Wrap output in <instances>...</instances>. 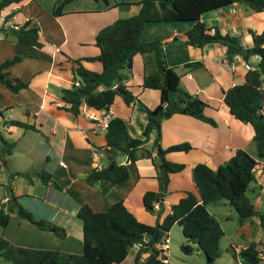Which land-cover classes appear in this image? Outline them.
<instances>
[{
  "label": "crops",
  "instance_id": "1",
  "mask_svg": "<svg viewBox=\"0 0 264 264\" xmlns=\"http://www.w3.org/2000/svg\"><path fill=\"white\" fill-rule=\"evenodd\" d=\"M141 1L91 0L93 3L90 6L69 9L71 3L60 17H54L51 13L58 0H26L10 6L0 14V28L21 27L27 22H31V27H39L42 44L41 48L20 45L14 36L0 32V65L17 55L22 56V61L12 66L9 72L12 77L29 83V87L19 94H13L5 85L0 84V109L4 111L0 117V133L5 141L15 144L12 154H2L3 160L0 161L1 205L8 210L10 205L20 204L36 220H47L64 228L68 234L67 238L61 239L55 230L42 231L14 214L6 229L0 226V237L11 244L41 250L55 249L71 254L82 253L83 223L78 218V212L84 205H89L95 212H104L116 202L123 201L140 221L147 223L146 216L150 213L144 208L143 196L148 191H158L160 187L157 168L161 160L153 146L156 133H152L150 141L138 151L136 164L129 162L126 156L123 159V155L118 156V163L127 164L130 169V180L126 184L104 195L100 186L89 185L86 179L94 169H102L109 164L103 152L107 144V131L97 119L110 112L113 118L120 117L127 122L132 137L142 138L148 116L141 102L150 109L157 108L161 103L160 91L143 88L146 57H135L133 76L127 83L140 101L132 107L117 97L109 111L97 112L84 106L82 114L75 118L65 109L69 105L62 100L61 95L62 89L72 88L79 83L74 73L77 66L75 60L100 55V49L95 45L97 33L120 18L138 14ZM128 4H134L137 12L124 16L122 8ZM12 14L13 17L6 22V18ZM201 20L208 28H217L224 35L241 37L247 48L253 45L251 32L261 34L264 31V11L248 13L241 5L209 12ZM194 24L148 23L141 36L144 42H164L167 64L178 69L182 89L204 101L208 105L204 110L205 115L217 123L213 126L182 114H176L163 122V149L180 144L191 146L188 152L166 154L168 162L185 165L182 172L170 174L165 199L167 212L186 193L198 195L192 179L196 165L206 164L212 170H217L229 162L238 150H244L257 159L253 127L230 114L224 102V94L232 87L244 83L249 71L246 64L251 68L258 66L260 58L254 57L246 63L240 57L235 69H229L226 65L225 46L217 44L196 48L185 43L186 33ZM196 62L203 63L205 70L192 73L182 70L184 65ZM82 64L90 71H103L99 61L83 60ZM155 71V66L151 64L148 74ZM14 121L33 125L36 129L26 130L13 126ZM4 147L5 143L2 142L0 150ZM257 167L260 182H256L254 188L257 189L252 194L256 198V209L259 210L264 203V160ZM41 171L49 173L63 190L55 188L53 184L45 185L37 176ZM18 173L30 175L32 182L17 176ZM7 187L12 188L15 199ZM222 205L227 206V203ZM210 214L221 224L216 214ZM250 228V224L243 225L238 231L240 237L246 240L253 233L248 230ZM137 251L136 248L133 250L135 255ZM148 255L144 254L143 259Z\"/></svg>",
  "mask_w": 264,
  "mask_h": 264
},
{
  "label": "trees",
  "instance_id": "2",
  "mask_svg": "<svg viewBox=\"0 0 264 264\" xmlns=\"http://www.w3.org/2000/svg\"><path fill=\"white\" fill-rule=\"evenodd\" d=\"M26 0H1L0 14L12 5ZM77 0H58L56 8L51 13L60 17L64 9ZM106 1V0H105ZM138 14L116 20L112 25L101 29L95 38V45L100 49L96 58L75 60V78L79 86L62 89V100L69 105L65 107L73 117H79L84 106L97 112H107L114 105L117 97H121L128 107H132L139 97L136 96L127 83L132 79L135 57H146L143 88L160 91L161 103L155 109L147 108L148 123L142 138L130 135L127 122L115 117L111 120L107 132V144L103 149L109 164L102 169H94L86 179L89 185H98L104 195L115 187L126 184L130 180V169L127 164L118 163V156L123 155L128 161L136 164L138 151L156 133L153 143L154 150L161 160L157 168V179L160 182L158 191H148L143 196L145 210L157 216L154 226L140 221L130 211L123 201L116 202L104 212H95L89 205H84L78 212V218L83 223V251L80 254H66L54 250H41L15 246L0 237V259L9 264H121L137 247L133 264H164L162 258L168 256L159 251L156 246L162 244L165 235L169 234L175 225H179L188 244L181 246L186 255H192L203 249L214 262L223 256L221 241L225 232L220 222L208 211L209 205L227 203L238 214L240 225L247 220L258 217L264 235V212L257 210L249 193L256 191V178L253 170L264 160V31L261 34L251 32L252 47H245L241 37L222 34L217 28H208L202 22V16L233 5H241L248 13L264 11V0H142ZM12 15L6 18L8 22ZM162 22H194V26L186 33L187 45L204 48L210 45H223L227 48L226 61L232 63L239 55L246 62L254 57L260 58L258 66L252 67L245 75V81L225 92L224 102L230 114L244 124L253 127L255 135L253 142L257 149V159L246 151L238 150L236 155L217 170H212L206 164H198L193 168L192 179L198 195L188 192L177 204L167 212L165 199L168 192L170 174L182 172L184 164L171 163L166 160L169 152H188L189 144H180L163 149L161 146L162 124L176 114L189 115L216 126L217 123L204 113L208 106L198 96L192 95L181 87V76L177 68L167 64L164 42L161 40L144 42L142 33L148 23ZM0 32L6 36L12 35L20 45L41 48L40 28L31 27L27 22L21 27H1ZM150 57L151 59H147ZM20 55L9 59L0 65V84L13 94H19L29 87V83L11 76L9 69L20 63ZM99 61L103 65L101 73L86 69L82 62ZM151 64L156 71L148 74ZM187 73L205 70L201 62L188 63L182 67ZM140 102V101H139ZM4 111L0 109V117ZM26 130H35V126L12 122ZM0 150L2 154L11 155L15 144L5 141L0 133ZM17 176L27 178L28 174L18 173ZM37 176L45 185L53 184L59 190L61 186L53 181L52 176L41 171ZM253 185V186H252ZM15 199L12 188L7 187ZM160 203L156 211L154 206ZM31 223L42 231L55 230L60 238H67L66 230L47 220H36L32 213L20 204L10 205L6 210L0 201V226L6 229L12 215ZM256 242H250L240 253L241 264H264ZM149 254L143 259L144 254ZM237 254L235 253V257Z\"/></svg>",
  "mask_w": 264,
  "mask_h": 264
},
{
  "label": "rangeland",
  "instance_id": "3",
  "mask_svg": "<svg viewBox=\"0 0 264 264\" xmlns=\"http://www.w3.org/2000/svg\"><path fill=\"white\" fill-rule=\"evenodd\" d=\"M111 1H116V0H111ZM127 2L129 1H134L138 2V0H126ZM117 2H122V0H117ZM91 0H82V1H75L69 9H74L76 7L80 6H90L91 5ZM102 6H104L103 3H101ZM133 11H130V9ZM131 12V13H129ZM137 12L136 7L134 4H128L126 7L122 8V14L125 16H128V14L132 15ZM122 159L125 158V156L121 157ZM119 162V161H118ZM253 186V185H252ZM249 196L253 198L254 204H256V198L252 193H249ZM225 203V202H224ZM223 204V203H222ZM209 205L208 208L210 212L213 214H216L220 221L221 225L223 227V230L225 232V236L222 238L221 241V250L223 252V256L219 259H217L214 264H241V257L239 253L242 251L243 248H245L249 243L247 242H256L259 246L258 249L260 250V257L264 261V235L261 229V222L258 217L251 218L247 220V222L244 225H251V228L248 230H251L253 233L247 238L246 241L244 238L240 237L238 234V231L242 229V226L240 225L239 222V217L236 211L227 204L226 205ZM260 211L264 212V203L262 206L259 207ZM226 217H229V219H226ZM146 221L148 225L150 224H155L157 221V216H153L151 214H148L146 216ZM146 223V224H147ZM54 232V230H53ZM170 247L169 251L166 253L170 259V262L172 264H207L206 258L204 254L201 251H196L192 255H186L182 249L181 246L184 244H188L187 239L185 238L182 229L179 225H175L170 234ZM166 237V235H165ZM62 239V238H61ZM233 246H236L239 249V253H237L235 248ZM156 248L160 251L161 250V245L156 246ZM138 248L136 247V250ZM54 251H58L55 249H50ZM60 252V251H59ZM65 253V252H62ZM235 253L237 256L235 257ZM66 254H71V253H66ZM135 260V254L132 251L128 258L121 264H133ZM0 264H9L3 260L0 259Z\"/></svg>",
  "mask_w": 264,
  "mask_h": 264
},
{
  "label": "built area",
  "instance_id": "4",
  "mask_svg": "<svg viewBox=\"0 0 264 264\" xmlns=\"http://www.w3.org/2000/svg\"><path fill=\"white\" fill-rule=\"evenodd\" d=\"M241 56L237 55L235 56L234 60L232 63H229V62H226V65L228 66L229 69L231 70H234L235 69V66H236V63L237 61L239 60ZM246 67L248 70L251 69V66L249 64H246ZM77 85L79 86V83H77ZM113 119L112 117V114L110 112L106 113L105 115H103L102 117L98 118L97 120L100 122L101 126L107 130L111 120ZM62 166H65L64 163H61ZM253 172L255 173V178H256V182H260V175L258 173V167H256ZM154 209L156 211H158L160 209V203H156L155 206H154ZM170 245V236L169 234L166 235V237L163 238L162 240V244H161V247H162V250L164 251L163 254H166V252L169 251V246ZM236 246H233V248H235ZM137 248H139V246H137ZM236 252H239V249L236 247L235 248ZM244 249V248H243ZM242 249V250H243ZM162 261L164 264H172L170 262V260L168 258L164 259L162 258Z\"/></svg>",
  "mask_w": 264,
  "mask_h": 264
},
{
  "label": "water",
  "instance_id": "5",
  "mask_svg": "<svg viewBox=\"0 0 264 264\" xmlns=\"http://www.w3.org/2000/svg\"><path fill=\"white\" fill-rule=\"evenodd\" d=\"M201 252L204 254L207 264H213V261L210 259V256L203 249H201Z\"/></svg>",
  "mask_w": 264,
  "mask_h": 264
}]
</instances>
